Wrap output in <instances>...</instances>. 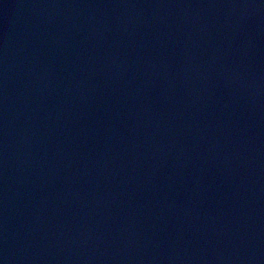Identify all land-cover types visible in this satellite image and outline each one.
<instances>
[{
  "label": "water",
  "instance_id": "water-1",
  "mask_svg": "<svg viewBox=\"0 0 264 264\" xmlns=\"http://www.w3.org/2000/svg\"><path fill=\"white\" fill-rule=\"evenodd\" d=\"M0 264H264V0H0Z\"/></svg>",
  "mask_w": 264,
  "mask_h": 264
}]
</instances>
